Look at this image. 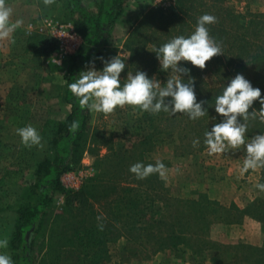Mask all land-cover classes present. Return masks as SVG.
I'll use <instances>...</instances> for the list:
<instances>
[{
  "label": "trees",
  "instance_id": "1",
  "mask_svg": "<svg viewBox=\"0 0 264 264\" xmlns=\"http://www.w3.org/2000/svg\"><path fill=\"white\" fill-rule=\"evenodd\" d=\"M128 1L130 0H98L94 9H89L84 0H64L68 20L81 39L64 76V99L70 105V113L57 125L53 133L52 158H44L36 165L34 182L28 189L35 200L21 206L16 212L9 242V247L15 250L13 264H38L33 236L46 228L49 252L55 247L89 248L93 251L91 256L99 263L108 255L103 250L105 244L113 240L99 229V224L104 222L112 225L114 239L124 235L135 243L140 241L143 245L148 244L151 248L148 251L150 255L167 249L178 252L181 249L182 253L192 252L197 255L212 249L220 253L232 251L235 254L232 261L225 264H264V241L261 247L249 246L240 241L224 249V246L209 237L210 226L214 223L238 224L245 215L264 225V199L254 202L252 211L249 208L240 210L233 203L226 208L204 196L199 199H173L176 204L173 215H160L157 218L152 216L144 226L139 227L134 222L130 230L121 233V224H124L120 222L122 215L114 212L113 204H124V209L134 215L144 213V207L139 211L135 204L139 201L137 194L145 184L139 183L135 175L124 167L125 158L117 156L110 161H115L117 167L110 180H104V174H96L81 190L69 194L64 191L61 178L74 171L80 161L85 150V133L89 121V110L81 108L68 84L75 82L79 73L88 68L90 61L95 64L103 56L115 22L122 15ZM204 14L217 18V22L208 25V28L210 35L221 45L223 55L206 62L204 70L192 66L190 62L185 63L190 70V76L195 80L197 102L206 101L204 107L208 113L197 120L177 113L174 123L180 139H183V135L187 137V132H195L194 135L200 140V147L206 146L204 133L223 119L215 112V99L222 94L230 79L242 74L254 88L261 90L264 98V12L240 13L233 10L227 0H174L165 10L156 8L144 12L131 26L124 42L125 49L130 54L131 65L137 66L141 71L152 72L157 59L156 49L176 36H190L195 30L198 18ZM38 46L43 54H49L56 49L54 41L49 38H43ZM151 74L147 73L148 78ZM205 75L212 76L216 84L209 85L204 79ZM183 79L187 82L188 77ZM260 107V103L253 104L256 111ZM170 115L162 111L158 121L170 126ZM73 121L79 122V128L70 132ZM163 128L164 126L161 131H164ZM262 133L264 122L259 118L248 122V138ZM166 136L170 137V134L167 133ZM151 139V135H147L142 142ZM145 163L147 162H143ZM148 164L152 163L146 165ZM153 180L158 183L156 174L150 176L151 184ZM56 193L64 195L65 205L60 214L53 211ZM156 194L155 198H160V194ZM163 201L170 205L167 199ZM102 204L106 207L97 211V205ZM97 217L103 219L98 221ZM101 254L105 256L102 260L98 258ZM41 261H45L44 258Z\"/></svg>",
  "mask_w": 264,
  "mask_h": 264
},
{
  "label": "rangeland",
  "instance_id": "2",
  "mask_svg": "<svg viewBox=\"0 0 264 264\" xmlns=\"http://www.w3.org/2000/svg\"><path fill=\"white\" fill-rule=\"evenodd\" d=\"M87 1V6L94 9V2ZM227 3L233 10L240 13L264 12L263 0H227ZM150 9H155L151 1H135V3L127 4L126 16L130 18V24L133 25L144 12ZM66 11L64 0H55L54 4L48 6L47 14L41 17L38 23L33 20V25L29 26L30 31L24 32L26 38H22V41L20 40L16 44L0 41L1 50L10 55L15 53V55L21 56L19 60L14 58L17 60L12 63L17 68V73L13 76L16 85L12 89V94H7V105L0 108V117L2 113L5 115L0 121L2 122L0 123V132H5L3 134L6 135L4 145L0 148V239L6 238L9 242L17 210L35 200L28 189L34 182L33 173L36 163L44 158L51 159L53 156L51 139L59 124L56 117L62 114L61 98L66 87L64 76L70 67L71 57L76 51L71 46L67 47L66 44L61 47V42L56 37L60 26L63 31L70 32L69 28L65 27L69 23ZM50 29L57 33L53 31V34H50L48 32ZM129 30H118L116 34L111 35L102 56L104 60H109L120 54L125 61L126 68L121 73L122 84L127 79L128 72L135 74V71H141L137 66L131 65L130 54L124 46ZM15 33L18 35L17 32ZM19 36L21 37L20 34ZM42 37L54 41L56 49L53 52L43 54L40 51L38 44L42 43ZM70 42L79 44L80 40L70 32ZM1 44L4 45V48L1 47ZM94 65L97 71H102L104 67L101 59ZM18 66L29 68L30 74L23 76L20 73L23 70L19 71ZM180 66L187 68L183 61L180 62ZM30 69L34 72H31ZM87 70L88 68L84 71ZM143 72L152 73L150 78L159 80L162 86L166 84L168 78L175 75L171 70L168 72L161 70L158 59L155 60L152 72L147 70ZM204 79L211 86L216 84L210 75H205ZM37 90L42 92H36ZM51 99H55L54 103L50 101ZM44 101L47 102L46 105L42 104ZM254 103L258 104L259 101ZM64 107L67 108V106ZM65 108V111L67 109L68 112L70 111L69 107ZM160 113L151 114L127 105L124 108H117L110 115L89 111L85 150L75 170L64 174L61 178L62 187L66 194H69L81 190L96 174H104V180H110L111 175L117 169L115 161L113 163L110 161L117 156L126 159L124 167L128 169L137 162H147L153 165L157 161L164 163L169 169L166 180L161 179L158 174H156L158 183L153 180L151 184L150 177L137 180L139 183L145 184L140 188V192L139 190L135 192H139L137 194L139 201L135 207L139 211L144 207L143 215L128 213L124 209V204H113L114 212H119L122 215L120 222L124 224H121V233L130 230L131 226H134V222L139 227L144 226L152 216L157 218L160 215H173L176 206L173 199H199L204 196L226 208L231 203L234 204L231 197L221 201L212 197L209 192V183L205 182L202 170L204 174H207L209 168L214 169L220 164L225 167L231 163L235 164V162L243 164L246 156L244 148L230 149L224 154L209 155L207 146L200 147L201 143L194 135L195 132L193 134L187 132L188 136L183 135V139H180L174 124L175 116L170 115L171 118L168 121L170 126H168V124L158 121ZM51 116L53 119L50 118ZM28 125L34 127L42 136L43 148L35 146L26 148L22 144L16 130ZM162 126H164V131H161ZM166 132L170 134V137L166 136ZM147 135H151L152 139L142 142ZM248 139L250 138L246 136V140ZM194 140H199V144L195 147L193 146ZM237 153L239 156H236ZM240 169L242 170V166ZM259 183H264V169L249 170L246 173L242 171V177L232 188L239 194L247 195V197L252 196L253 201L244 207L234 204L235 207L240 210L249 208L252 211L253 203L264 199V192L256 188ZM227 188L226 186L225 190L228 192ZM155 191L160 194V198H155L157 195ZM164 199H167L170 205L165 204ZM64 205V195L56 193L53 203L54 213H62ZM103 207L106 206L104 204L97 205V211ZM101 211L104 212L103 209ZM102 224L105 235L111 240L113 239L105 244V249L103 248L108 254L107 257L104 258V254L98 256L100 260L104 258L103 261L95 262L91 256L93 251L89 248L87 250L79 247H64L63 249L55 247L49 252L48 229L46 228L45 231L42 230L33 236L38 264L43 258L45 261H41L40 264H225L232 261L235 256L232 251L220 253L212 249L197 255H193L192 252L182 253L181 249H178L179 252L175 249H167L162 253L150 255L148 251L151 248L148 244L143 245L140 241L135 243L124 235L114 239L115 231L112 225L106 222ZM209 237L212 241L224 246V249L240 241L249 246L261 247L264 241V225L245 215L238 224L214 223L210 226ZM258 237L261 238L260 246H255L252 244V239ZM0 253L8 254L12 261L14 260L15 250L9 247V243L6 249H0Z\"/></svg>",
  "mask_w": 264,
  "mask_h": 264
},
{
  "label": "clouds",
  "instance_id": "3",
  "mask_svg": "<svg viewBox=\"0 0 264 264\" xmlns=\"http://www.w3.org/2000/svg\"><path fill=\"white\" fill-rule=\"evenodd\" d=\"M55 0H43L45 6H51ZM13 9L0 0V41H9L15 44L14 33L24 21H12ZM217 18L204 14L198 18L194 32L185 37L183 35L172 38L156 49L157 59L161 70H171L175 75L161 84L157 79L148 78L143 71L128 72L127 79L121 83V73L126 68L125 61L120 54L109 60H104L102 71L95 69L94 61L89 62L88 70L79 73L75 82L68 84L70 92L75 96L81 108L90 112L113 114L117 108L127 106L137 107L144 112L159 114L177 113L186 114L190 119L197 120L208 112L204 107L206 101L197 102L195 80L190 76V70L180 66V62H190L192 66L204 70L206 62L223 55L221 45L210 35L208 25L215 24ZM187 76V82L183 77ZM66 82V81H65ZM259 101V111L253 108L254 102ZM215 112L222 117V121L215 123L211 130L204 133V144L209 155L224 154L231 150L244 148L246 156L242 171L264 169V134H257L246 140L248 122L259 118L264 122V98L261 90L254 88L242 74L230 79L221 95L215 99ZM250 109H252L250 111ZM79 122L73 121L69 131L78 130ZM17 134L26 148H43L42 136L31 125L18 128ZM199 140L193 141L197 146ZM129 171L137 180H144L158 174L161 179H167L169 169L164 163L157 161L154 165L137 162ZM259 191L264 192V183L256 185ZM102 217H97L101 221ZM103 224L99 229L103 231ZM9 241L0 239V249H6ZM0 264H13L11 256L0 254Z\"/></svg>",
  "mask_w": 264,
  "mask_h": 264
},
{
  "label": "crops",
  "instance_id": "4",
  "mask_svg": "<svg viewBox=\"0 0 264 264\" xmlns=\"http://www.w3.org/2000/svg\"><path fill=\"white\" fill-rule=\"evenodd\" d=\"M89 1H93L95 5V2L98 0H89ZM135 1L137 2V1H143V0H130L127 2V4L135 3ZM87 2H88L87 0H84V3L86 6H87L86 4ZM6 3L9 6H11L13 9L12 21L14 22L17 19H22L24 21L23 25L15 31L18 33V35L14 33L16 37L15 44L20 40L22 41V38H26V36L24 35V32L30 31L29 26L33 25V20H36V23H38L39 19L43 17L45 14H47V10H48V6H45L43 4V0H6ZM263 3H264V0H263ZM126 6L124 8L122 15L115 22L111 35L116 34L118 30L119 31L122 29L129 30L131 28L132 24H130V18H127L126 16L127 14ZM87 7L89 8V6ZM68 22L70 23L69 20ZM19 34L21 35V37L19 36ZM44 39H47V38H44ZM1 47L4 48V45L1 44ZM14 58H17L19 60L21 59V56L15 55V53L13 55H10L8 52H5L0 49V108L1 107L3 108L5 105H7L6 104L7 94L11 95L12 89L16 85L14 82L13 76L17 73V68H15V66L12 63L16 61L17 59H14ZM18 67H19L18 68L19 71L20 69L23 70V71H20V73L23 74V76L30 74L29 68L25 66H18ZM30 71L34 72L32 69H30ZM23 76H20V77L22 78ZM22 86H25V85H22ZM25 87H22V88L24 89ZM65 90H66V87L63 91V96L61 98V105H63L61 107L62 114L61 116L57 115L56 117L58 118L57 120L59 121V123L63 122L70 113V111L68 112V109H67L68 107L70 108V105L67 104L64 99ZM36 92H42V91L37 90ZM10 101L12 100L10 99ZM50 101L54 103L55 99L53 100L51 99ZM42 104L46 105L47 102L44 101V103ZM64 106H67V108H65ZM64 108L67 110L65 111ZM4 116H5L4 113H2V116L0 117V121L3 120ZM50 118L53 119V116H51ZM3 133L5 132H0V135L2 134L0 136V148L4 145V142H5L4 138L6 137V135ZM238 154L239 153H237L236 156H239ZM231 164L228 167H225L221 164L216 166L214 169L211 167L209 168L207 174H204L202 170V175L205 176V179H206L205 182L209 183L208 185L210 188L209 192L215 200L221 201L227 197H231L236 206L244 207L248 203L253 201V197L248 196L249 197L248 198L247 195L239 194L232 188L242 177V170L240 169V166H243V164H237L236 162L235 164L233 163ZM226 186L228 187L227 188L228 192L225 190ZM252 242H253L252 243L253 245L260 246L261 238L258 237V238L252 239Z\"/></svg>",
  "mask_w": 264,
  "mask_h": 264
},
{
  "label": "built area",
  "instance_id": "5",
  "mask_svg": "<svg viewBox=\"0 0 264 264\" xmlns=\"http://www.w3.org/2000/svg\"><path fill=\"white\" fill-rule=\"evenodd\" d=\"M150 1H151V4H152L153 8H155V9L156 8H160V9H163V10L169 8L174 3V0H150ZM61 27L62 26L59 27L58 33L55 30H53V29H50L48 32L50 34H53V31L57 33L56 37H57L58 41L61 42L60 46L66 44L67 47L71 46V48H73V50L76 49V51H77V49L79 48V46L81 44V39L75 33L71 23H68L67 25H65V27L69 28V30L72 33V35L77 36L79 38V40H80L79 44L76 43V42H73V43L70 42L69 43V33L70 32L68 33V31H63L61 29ZM67 42H68V44H67ZM76 51H75V53H76Z\"/></svg>",
  "mask_w": 264,
  "mask_h": 264
}]
</instances>
